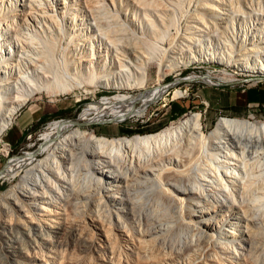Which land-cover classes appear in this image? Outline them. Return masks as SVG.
<instances>
[{"label": "bare ground", "instance_id": "bare-ground-1", "mask_svg": "<svg viewBox=\"0 0 264 264\" xmlns=\"http://www.w3.org/2000/svg\"><path fill=\"white\" fill-rule=\"evenodd\" d=\"M255 1L264 13L261 0H63L61 18L38 0L0 8V133L38 92L114 88L86 109L91 121L119 120L160 94L166 69L216 61L264 76V19L236 44L218 16ZM204 34L225 49L204 45ZM152 61L159 84L146 88ZM134 88L143 90L121 92ZM81 123L49 122L36 151L0 170L23 169L0 192V264H55L66 236L92 254L82 262L67 254L64 264H264V120L221 116L205 131L189 112L158 131L112 137ZM84 213L90 242L73 225Z\"/></svg>", "mask_w": 264, "mask_h": 264}, {"label": "rangeland", "instance_id": "rangeland-1", "mask_svg": "<svg viewBox=\"0 0 264 264\" xmlns=\"http://www.w3.org/2000/svg\"><path fill=\"white\" fill-rule=\"evenodd\" d=\"M13 1L14 0H9V1L0 0V2H2V4H0V8L2 9V11L7 10V8L12 6L10 8H13L16 10V12H18L20 8L18 6V3H20L21 0H15L14 2ZM38 1H40L43 9L45 8L48 12H54L55 14H57V16L59 15V18L62 17L61 16L63 15L62 10L65 9L63 0H49V1L48 0H43V1L38 0ZM66 1H68V3L69 2L72 3L73 6H74V3L77 2L75 6H78L77 4L79 3V0H66ZM8 2L10 3V5ZM260 2H261L260 4H262L261 9L262 8L264 9L263 1L261 0ZM242 4L243 3H241V5ZM51 7L57 10L54 11V9H51ZM242 7L245 9L244 14H235V12L229 11L226 13L227 15L225 14L226 11L225 10L222 11V8H220L222 13H219L218 15L219 20L220 21H222L221 19L223 20L225 19V21L228 20L229 28H228V33L225 34V38L228 39L230 43H236V44L239 43L245 31L246 32L253 31L258 26H260L261 22L264 19V13H262L261 10H258V8L260 9L258 2L255 1L252 8L245 7L244 5H242ZM227 16L230 18H226ZM180 19L178 20V22H179V25L182 26L185 23V20H184V17H180ZM208 25H211V23H209ZM209 28L212 29V27H209ZM202 38H201V41L204 45L210 46L211 44V47L213 45L216 49L224 48V45L222 44V42L216 41V38H213V36L204 34ZM148 67H149L147 70L148 71V79H147L148 83L146 84V88L148 87L150 88V87H153L159 84V81L155 78V74L157 71V66H156L155 61L150 62ZM165 71L166 73L163 76L162 80L160 81L161 84L163 83L162 85H164L160 94H158L157 97L153 98L147 104V106L144 107L140 111V113L132 114L130 116H126L119 120H112L113 116L108 115L100 121H91V118L95 115L94 111L92 110L89 111L86 109L87 104L94 103L100 96L115 94L117 90L114 88H99V87H88L87 86L84 88H78L79 90L78 89L74 90L71 93L56 95L52 97L47 96L44 92L35 93L34 95L28 98L26 103H28L29 100L31 101L37 100L40 103L44 104V106L46 107L57 106L64 113L60 115H55V116H48L45 118L43 117V119L37 121L32 126V128L28 130L26 135H24L19 145H16V146L11 145L9 147L10 150H8L6 155L4 154L5 150H4V145H3L4 134L6 131V129H4L0 133V170L4 168V166L10 160L21 156L24 151H25L24 153L28 151L29 152L36 151L39 148V145L41 142V139H40L41 133L45 131H49V129L47 128L48 123L53 120H57V119L69 118V119L78 120L79 122H82L80 125L81 127H84L89 130L92 129L97 135H104L108 137L131 136L133 134H145V133L158 131L171 123H177L189 112H199L200 113L201 122H202V125L204 126L205 131L209 130L213 126L214 122L221 116L238 117V118H244V119H248L252 121L264 120V116L260 109L247 108V110L241 116H231L223 112H220L218 110L204 109L203 108L205 106L204 104L194 101L196 99L194 87L200 84L207 83L205 81L202 82L198 79H193V80L184 79L176 83H171L174 78H182V77H186L189 74L194 73L200 76L201 75L202 76H213L214 75L215 78H219V80L221 81H226L228 79H234L224 84H231V85L234 84L235 86L236 85L244 86V85L251 84V83H254V84L263 83L264 84V76H250V74H248L247 72L240 71L232 67L231 65L228 66L222 62H216V61L195 62V63H190L189 65H185V66L182 65L178 69H174V70L166 69ZM174 88L180 89L182 91V94L177 97H172V93L175 90ZM140 90H143V88H139V89L134 88V89H128V90L123 89V91L121 90V92L122 93L128 92L132 94ZM140 104H141L140 99H136L135 101L132 102V105L134 106H138ZM20 108L13 115V118L16 116ZM50 114L51 113L45 114V116L50 115ZM40 156H41V153L35 154V157H40ZM22 172H23V169H19L18 172L15 173L11 177L9 176H3L4 178L0 177V192L8 188L9 186H11L13 183H15L19 179ZM79 217L77 216L75 218L77 220V221L75 220L77 223L74 222L73 225L75 228L76 226L79 225L76 228V230L81 232V234H83L84 236H86L87 238L86 241L88 240L90 242L91 240L94 239V238H90L93 235H91L92 231L91 229L88 228L89 226L87 225L88 224L87 222L88 221L90 222V220L87 219V215L85 213L83 215H80ZM88 229H89L88 231L89 233L87 232ZM66 237L65 239L63 238V240L61 239L62 240L61 242H64V244L66 245L58 242L55 246L56 251L60 255L59 259L56 260L55 264H64L66 262L64 258L67 257V254H69L70 257H72L73 255L75 256V258L74 256L72 258L68 256L67 261H69L68 259H70V260H74L77 262L79 261L82 262L83 260L86 261L90 259L91 255L88 253L90 252L89 249L82 250L83 247L80 245H77V246H80L81 249L79 247H76L75 246L76 244H73L72 240L70 239L71 237L70 236H66ZM67 240L70 242L68 243ZM1 241L2 240L0 239V246L3 244V242ZM44 253L49 254L48 252H44ZM2 259H4V255H3V252H1L0 250V260ZM60 259L61 260L64 259L63 260L64 262L63 261L60 262L61 261ZM15 263H17V261Z\"/></svg>", "mask_w": 264, "mask_h": 264}, {"label": "crops", "instance_id": "crops-1", "mask_svg": "<svg viewBox=\"0 0 264 264\" xmlns=\"http://www.w3.org/2000/svg\"><path fill=\"white\" fill-rule=\"evenodd\" d=\"M231 83V82H230ZM196 99L204 109H212L231 116H241L247 108L260 109L264 116V84H220L208 83L194 87ZM174 99V98H172ZM37 100H29L23 104L12 122L5 128L3 142L9 146L19 145L31 126L41 120L45 114H55L61 111L57 106L46 107Z\"/></svg>", "mask_w": 264, "mask_h": 264}, {"label": "built area", "instance_id": "built-area-1", "mask_svg": "<svg viewBox=\"0 0 264 264\" xmlns=\"http://www.w3.org/2000/svg\"><path fill=\"white\" fill-rule=\"evenodd\" d=\"M199 80V79H198ZM200 81H202V82H204V80H200ZM205 82H207L208 84H212V85H220L221 83L222 84H224V83H228V82H222V81H214V82H209V81H205ZM3 145H4V149H6V152L4 153L5 155L7 154V152H8V150H10V146L7 144V143H3Z\"/></svg>", "mask_w": 264, "mask_h": 264}, {"label": "trees", "instance_id": "trees-1", "mask_svg": "<svg viewBox=\"0 0 264 264\" xmlns=\"http://www.w3.org/2000/svg\"><path fill=\"white\" fill-rule=\"evenodd\" d=\"M66 112V111H65ZM62 113H64L63 111H59L58 113H55V114H52V115H49V116H55V115H60V114H62ZM48 117V116H47ZM45 118V117H44ZM41 119H43V118H41ZM31 128H32V126H31ZM30 128V129H31ZM22 140V139H21Z\"/></svg>", "mask_w": 264, "mask_h": 264}, {"label": "water", "instance_id": "water-1", "mask_svg": "<svg viewBox=\"0 0 264 264\" xmlns=\"http://www.w3.org/2000/svg\"><path fill=\"white\" fill-rule=\"evenodd\" d=\"M184 79H185V77L178 78L177 82L180 81V80H184ZM110 120H111V119H110ZM106 121H108V120H106ZM2 169H3V168H2ZM2 169H1V170H2Z\"/></svg>", "mask_w": 264, "mask_h": 264}]
</instances>
